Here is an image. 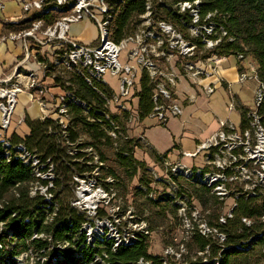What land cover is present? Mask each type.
<instances>
[{"label": "built area", "instance_id": "obj_1", "mask_svg": "<svg viewBox=\"0 0 264 264\" xmlns=\"http://www.w3.org/2000/svg\"><path fill=\"white\" fill-rule=\"evenodd\" d=\"M15 1L21 6L22 10V15L16 22H27L28 26L9 31L0 37V45L8 42L21 43L23 50L21 59L12 70L0 77V146L8 162L13 158L20 159L23 163L32 167L35 177L41 181H46L43 180L41 171L45 165H43L38 155L29 151L24 144L12 145L10 140L11 136L17 132L15 130L12 135L9 134L12 118L18 105V96L21 93H28L31 102L38 104L41 113L39 120H54L57 127L67 138L72 120L71 106L81 107L85 115L89 114L92 107L78 98L74 91L63 89L58 85L57 82L64 79L65 72L83 77L90 85L93 84V81H96L108 86L104 80L105 75L110 73L113 76H118L121 82L120 96H117L112 90L110 96H107L96 89L104 99L101 113L107 120H111L110 116L113 109L117 112H126L130 115L129 121L132 123L139 122L140 117L138 108H130L129 104L132 105L136 98V81L139 75L142 76L146 72L151 84L155 86L154 109L148 118L155 120L160 125H166L170 118L183 115L184 108L177 102L173 92L181 80L190 81L195 88L204 92L207 98L214 95L224 83L219 75V67L226 61L227 56L218 55L216 50L224 43L234 42L235 38L218 22L217 12L203 14L204 5L201 0H179L178 11L174 12V16L179 14L177 17L182 18L181 24L186 28L192 40H187L172 23L164 20L155 23L152 17L153 0H147V12L140 16L141 27L132 36L125 37L119 43L113 39L112 28L118 5L111 3V0ZM164 7L169 8L166 4ZM0 9L2 11L5 9V0H0ZM35 15H52L57 16V18L49 24L44 19H34ZM84 20H90L98 30V41L95 45L80 43L70 35L72 26ZM129 44L134 46L129 54V60L136 61V66L129 63L124 66L120 62L121 53ZM201 49L204 57L198 58V52ZM208 54L210 55L205 57ZM237 57L241 62L247 61L248 67L246 71L239 74L238 82L245 84L250 80H254L257 83L256 110H251L247 114L248 118L253 120L251 129L245 131L240 129L241 133H239L233 123L221 121L220 131L203 144L197 153H184L187 157L196 158L200 152L206 151L204 162L207 171L211 168L225 171L231 165L237 164L238 159L241 158L236 155V150L239 148H242L244 153L249 155L250 160H258L251 156L253 151L250 144V132L255 127L257 128L258 137L264 135V130L258 126L260 118L257 113L264 102V83L260 80L257 73L258 67L253 61H248V57L242 54L237 55ZM30 64H33L36 70L28 69ZM206 81H208L207 84ZM52 87L58 89L57 94L52 95L50 93ZM188 101L193 102V99L189 97ZM236 105L237 102L233 101L229 106V110H235ZM49 110L52 114L48 112ZM54 113L58 116L57 118L52 117ZM22 122L26 123V118L23 117ZM239 134H242L243 139ZM141 140L145 141L144 138ZM68 144L71 143L68 142ZM206 144L208 146L205 147ZM227 153L229 160L225 158ZM74 163L79 164L81 168H87L82 173L77 172L78 175L76 171L74 172L72 183L74 198L71 202V205L86 218L79 233L80 237L82 235L85 238L83 248L85 246L96 248L100 243H107L110 244V250L117 253L121 248L131 246L144 238L149 239L152 236L153 232L148 222L130 219V210L123 211L126 215L124 214L121 219L116 221L112 220L114 217H109L107 212H103L102 210L109 206L113 208L112 213L122 211L121 202H116L118 203L117 206L116 203L112 205L111 203L116 195L110 196L101 186H98L97 182L88 178L92 174V170L88 168L89 162ZM162 163L169 173L163 183H167L171 191L164 192L157 197L151 192L149 198L153 200L160 199L162 196L178 198L181 192L173 180V176L186 180L195 177L210 188L218 184L215 190L220 197L227 195L226 190L222 188V183L235 180L233 177L228 179L224 174L213 171L204 173V169L191 168L181 162H170L165 158ZM47 164H50V161ZM52 167L50 165V169L53 171ZM151 170L156 181L162 182L163 180L158 177L156 170L153 168ZM243 171H246V169H243ZM37 183L41 184L40 182ZM48 185L47 189H49ZM50 185L54 186V182ZM84 185H92L93 192L102 193L99 203L93 210H88L87 206L81 204L79 199V191ZM51 189H54V187ZM51 189L48 190L49 193ZM30 196L34 198L31 194ZM183 196L176 200L177 209L184 218L187 231L191 232L190 237L196 231L207 238L213 233H219L215 228H209L206 224H200L198 226L199 230H194L190 221L186 218L187 214L190 213L193 217H196L201 212L197 207L189 206L187 197L184 194ZM50 197L52 200L53 194L50 193ZM105 222H108L111 228L102 227L101 234L98 235L96 229ZM223 235L219 236L223 237L225 241L226 237ZM39 236L41 235L36 234L34 239H41ZM0 249H2L1 245ZM60 250L67 249H58V256L61 257L59 261L63 259ZM30 252L32 253L33 250L30 249L25 253ZM42 253L45 255L46 252ZM44 255L41 254V256ZM108 255L102 254V259L108 262ZM181 258L182 254L175 253L173 247H169L165 250L163 256H160L159 263L141 258L135 264H183ZM18 260L19 264H22L21 259ZM48 262L52 263L51 258L50 261L46 259L44 264ZM56 262L58 261L55 260ZM94 263H97L96 258Z\"/></svg>", "mask_w": 264, "mask_h": 264}, {"label": "trees", "instance_id": "obj_2", "mask_svg": "<svg viewBox=\"0 0 264 264\" xmlns=\"http://www.w3.org/2000/svg\"><path fill=\"white\" fill-rule=\"evenodd\" d=\"M203 2V14L217 12V20L223 25L229 34L235 38L234 42L224 43L216 53L221 56H237L242 54L252 58L257 67V73L260 80L264 83V0H201ZM111 3L118 5V11L113 23V39L117 43L121 42L128 34L131 21L135 17H140L147 12V0H111ZM169 19L176 23L183 31L186 30L182 26L179 18L166 12ZM41 18L47 23H53L57 16L52 15H35L34 19ZM27 22L5 24L6 29L18 30L27 27ZM200 48L201 45L199 44ZM208 54L206 57H208ZM73 86L66 89L75 92V95L85 101L92 107L89 117L97 120L91 122L85 115L84 110L76 105H72L70 113L72 114L71 126L66 136L57 127L54 120H36L32 121L26 118V124L29 132L24 136L14 133L10 140L12 145L24 144V146L38 155L45 167L41 170L46 172L50 169L52 163L53 171H56L57 179L54 181L55 189H51L50 193L53 198L47 202L43 197L30 196V185L33 182H40L47 186L46 181L36 178L31 166L23 163L20 159L13 158L8 162L6 155L0 146V224L5 223V230L0 233V255H8L3 264H14L15 257L29 251L30 249L36 253L44 255L51 245L71 244L73 237L80 233L82 224L86 221L83 214L74 209L70 202H65L60 198L58 191L72 193V183L75 170L82 173L87 168H81L79 164L72 162V158L66 156L68 147L67 143H76L82 135H89L93 138L91 143H80L77 148L83 149L90 145L100 150L99 143L108 150L114 151L113 166L108 167L107 175L120 180L122 173L130 178L139 176L140 187L145 197L149 198L151 189H149L152 181L146 180L142 174H147L150 167L146 162H139L135 159V149L140 146V141L131 138L128 142L121 144L115 148L118 143L113 140L108 133L103 130L105 126L108 131L115 130L112 122L119 124V116L111 112L110 119L101 113L103 109L104 99L98 91L110 96L111 90L108 86L93 81L88 84L85 79L79 75L71 74ZM62 81L57 83L60 85ZM76 86V89L74 87ZM98 91H97V90ZM155 86L151 84L147 75L141 80V89L135 96L138 99V115L140 121L146 119L154 109L153 95ZM241 131L251 129L252 119L247 114L251 111L249 108L241 107ZM123 114L124 119L129 121L130 115L126 112ZM260 118V124L264 128V102L257 110ZM103 141V143H102ZM101 160H106V154L100 152ZM76 157L83 158L84 154H77ZM166 159L161 156L160 160ZM67 159V161L65 160ZM50 161V164L47 162ZM102 169V168H101ZM151 170V168H150ZM142 173V174H141ZM173 180L177 183L178 178L173 176ZM148 189H146V188ZM204 190L209 193L206 187ZM16 191V192H15ZM186 193V192H185ZM189 201L187 194H184ZM203 194L198 196L199 201L203 202ZM184 197L182 193L178 198ZM153 200V199H152ZM151 200V201H152ZM156 204H170L177 210V203L172 196H162L160 199L153 200ZM264 198L262 196H254L247 199L242 197L233 212L232 218H226V222L222 224L219 216L212 222L210 226L215 228L219 233L224 234L226 240L221 246L213 249L212 257L218 264H229L231 257H238L249 254L253 251L256 244L264 242ZM249 220L252 225L247 226L243 220ZM48 234L50 240L34 239L35 235ZM82 244L85 243L84 236L80 237ZM191 243L198 244L200 252H204L207 248H214L213 240L201 235L196 231L191 237ZM149 239L141 241L118 250L113 253L110 248L108 254L111 264H135L139 259L145 258L159 263L160 257L152 256L149 253ZM109 245V244H107ZM63 259L55 264H93L96 256L102 257V252L96 248L85 246L81 249L82 256L75 257L68 250H60ZM0 256V257H1ZM264 260V253H262ZM220 260V261H219ZM47 264H53L48 262ZM189 264H204L202 261H193Z\"/></svg>", "mask_w": 264, "mask_h": 264}, {"label": "rangeland", "instance_id": "obj_3", "mask_svg": "<svg viewBox=\"0 0 264 264\" xmlns=\"http://www.w3.org/2000/svg\"><path fill=\"white\" fill-rule=\"evenodd\" d=\"M178 3L179 0H153V4H152L153 20L155 23L162 20L172 23L185 36L187 40H192L187 30L185 31L181 30L176 23L172 22L169 19V16L166 13V12L171 13L174 16L175 15L174 12L178 11ZM165 4L168 5L169 8H165L164 7ZM178 15L179 14H177V16ZM178 18L179 21L181 22L182 18L181 17ZM141 25L142 23L140 17L133 18V20L130 23L128 34L126 37L132 36L136 31L139 30ZM70 35H73L72 30ZM133 47L134 46L132 44H129L127 47L123 49L121 53L120 62L124 66L127 63L132 64L134 66L137 65L136 61L129 60V54L132 51ZM202 51L203 50L201 49L198 52V58L204 57ZM230 60L232 61V63H235L236 57L232 56ZM144 75H146V72L143 73L142 76L140 74L136 81V88H137V90L135 91L136 95L141 89V80ZM70 79H71V73L65 72L64 79L60 83V86L63 89L69 86H73ZM104 80L108 84L109 89L112 90L117 96H120V92H121L120 78L118 76H113L112 74L108 73L107 75H105ZM256 84L257 83L254 80H250L245 84V87L249 88L246 89V95L248 94L249 96L247 99L243 101L244 106L249 109L252 108L253 111L256 110L255 100L257 95V86H256V90L254 91L252 89V86ZM74 87L76 89L75 84ZM238 90H239L238 88L232 90L233 91L232 94L234 96L238 95ZM233 95L231 96L233 97ZM24 96H28V105H26V108L31 105L30 95L28 93H21L18 96V106L16 107L15 113L12 118V125L9 130L10 135H12L15 132V130L17 131L16 133L20 136H24L25 134L28 133L29 130L28 125L22 122L24 113L26 112L23 102ZM231 102L233 101L230 100V95L226 91H220L216 95L212 96L211 104H210V108H211L209 114L210 116L207 115L205 117V121L206 122L208 121L210 123L211 121L214 122L215 120L220 124L221 121L227 122L231 119L233 120L232 122H234L235 125L239 126L240 125L239 122L240 111L238 109L239 106L237 104L236 105L237 108L231 112L228 108V105ZM137 105H138V100L135 98L133 104L132 105L129 104V107L135 109ZM48 112L52 114L50 110ZM112 113L119 116L120 118L119 124L113 122L112 126H115L116 128L115 130L108 131L105 126L103 127V130H105L113 140H116L118 142L114 145L115 148H118V146L128 142L129 140H131V138H133L132 134L130 133L133 127L135 126V124L130 121L126 122V120L123 117V114L117 112L115 109L112 110ZM83 116H87L88 120L91 122H95L97 120L94 117H89V115H83ZM52 117L57 118L58 116L54 113ZM148 120L155 121L151 118H148ZM258 126H260L264 130L261 124H258ZM177 129L178 131H181V126H178V124L172 130H177ZM237 129L238 132L241 133L240 128ZM239 136L243 139L242 134H239ZM91 142H93V138L90 137L89 135L80 136L76 141V143L74 144L71 143L67 145L68 150L66 156L72 158V162H80V163L89 162L88 168L92 170V174L88 178L94 182H97L98 186H101L104 189V191L107 192L110 196H112L113 194L116 195L114 197L115 199L111 203L112 205L115 204L116 202L118 203L121 202L122 211L118 213L116 212L112 213L113 208L109 206V207H105L102 210L103 212H107L108 216L114 217L113 219L112 218L111 219L116 221L117 219H121L124 216V214L126 215V213H124L123 211L126 212L130 210L131 211V214L129 215L130 219L133 218L134 221L144 220L148 222L153 232L148 242L149 253L152 256L155 257L163 256L167 248L173 247L175 253L182 254L181 262L183 264H189L190 262L193 261H197V262L202 261V263L204 264H218L217 260L215 261L214 258L212 257V251L213 249L223 244L224 239L223 237L219 236L223 234L213 233L212 235H210L209 238L213 240L214 248L212 249L207 248V250H205L204 252H200L199 249L200 246L198 244L191 243L192 242L191 241L192 239L190 237L191 232L187 231V228L184 223V218H182V216L179 214L178 209L176 208L177 210H175L170 204L159 205L156 204L152 199H147L145 197L144 191L142 190L144 186L140 187L141 184L139 183L138 180L139 176L130 178L125 173H122L120 176V180H116L114 177L107 175L108 167L113 166L114 151L108 150L100 143L98 145L100 150L96 149L95 147H91L90 145L85 146L82 150H79L77 148V145H79L80 143H91ZM250 144H251V150L253 152L256 151L257 147L259 146V137L257 133V128L255 127H253V130H251L250 132ZM100 152L105 153L107 156L104 162L103 160H101ZM80 153L84 154L85 157L82 159L76 157V155ZM236 155L241 157L238 159V163L231 165L230 168L226 169L225 171L218 170L215 168H211L208 171H203L204 173L213 171L215 173L224 174L225 177H227L228 179L230 177L235 178V180L232 182L229 181L222 183L223 184L222 188L226 190L225 193H227L226 196L220 197L217 195L215 188L218 184L210 188L207 185L202 184L195 177L190 180H186L181 177L178 178L180 183L177 182L176 185L178 186L179 191L182 194H187V196L189 197V201H188L189 206L197 207L201 212V214L196 217H193V215L190 213L187 214L186 218L190 221L191 226H193L194 230H199L198 226L200 224H206L209 228H212L210 224L212 222H215L214 220L218 216L221 223H224L226 218L233 217V212L237 207L239 200L242 197H247L248 199L256 195H261L264 198V172H263L264 162L259 160H250L249 155L244 153V150L242 148L236 150ZM225 158L228 160L230 159L228 153L225 155ZM65 160L67 161V159ZM186 162L190 164L193 163L192 161H188V160H186ZM198 163H200V160L198 161ZM102 165L103 167H101ZM44 167L45 166H43V168ZM159 167L161 169L160 171L161 173L159 172V170H157L156 167L153 168L156 170L158 177L161 180H163L162 182L156 181V178L154 177L152 170H150L151 167L148 169L147 174L141 173L146 180L152 181L149 189L152 190L151 192H153L154 196L156 197L164 192L171 191L169 185L167 183H163L167 179L169 173L165 170L162 164ZM100 168L102 169L100 170ZM243 169H246V171H243ZM56 174H57L56 171H52V169L46 172H42V178H44L43 180H46L49 183L48 185L49 189H51L52 187H54L55 189V185L51 186L50 184H52V182H54L55 179H57ZM205 187L210 190L209 193H207L204 190ZM49 189H47V186H43L42 184L33 182L30 185V194L33 197H35L36 195L43 196L44 199L47 202H49V204H51L50 203L51 197L48 191ZM71 189H72L71 194L62 192V190L58 191V193H60V198H62V200H64L65 202H70V204L71 202H73V198H74V193H73L74 186H71ZM202 194H203L202 196L203 202L201 204V202L198 200V196ZM118 203H116V206L118 205ZM263 221H264V217H263ZM243 222L247 226L252 225V223L249 220L244 219ZM4 230H5V223H1L0 233H2ZM260 236L263 237L264 234H261ZM39 238H43V240H47L49 238V235L43 234L39 236ZM83 246L84 245L81 242L80 234H76L74 235L73 241L70 245H63V244L56 246L52 245L50 246V249L46 251L44 256H41V254L39 253L37 254L34 251L32 253L31 252L23 253L22 255L16 257V259L14 260L15 261L14 264H19L18 259H21L22 264H44L46 262V259L50 261V258L52 263H55V260L59 261V259H61V257L58 256L59 248L67 249L75 257L80 258V256L82 255L81 249L83 248ZM109 248H110V244L107 245V243H100V245L96 246V249L98 251H101L104 255L108 254L107 252ZM262 253H264V242L256 244L253 251H251L249 254L241 255L238 257H231L229 264H264ZM46 256L48 257L46 258ZM7 258L8 255L5 254L2 255L0 257V264H3L4 260H6ZM108 258H110V256ZM96 260L97 263H93V264H109L105 259H102L101 256H96Z\"/></svg>", "mask_w": 264, "mask_h": 264}, {"label": "crops", "instance_id": "obj_4", "mask_svg": "<svg viewBox=\"0 0 264 264\" xmlns=\"http://www.w3.org/2000/svg\"><path fill=\"white\" fill-rule=\"evenodd\" d=\"M21 15V6L15 0H5V9L3 11L0 9V37L12 31L6 29L5 24H17L16 20ZM71 30L73 31V35L71 36L80 43L86 45L97 44L98 30L90 20H84L81 23L75 24L72 26ZM22 53L21 43L8 42L0 45V77L12 70L21 59ZM231 57L232 56H227L226 61L219 67V75L224 83L218 88L214 95L220 91H226L230 95V100L237 102L240 111V125H235L231 119L229 121L237 128H241V107L246 108L243 101L249 96L248 94L246 95V89L249 88L245 87L246 83L240 84L238 78L239 74L246 71L248 67L247 61L241 62L237 56H235V63H232L230 60ZM250 60L255 63L252 58L248 57V61ZM28 69L36 70L33 64H30ZM205 83L207 84L208 81ZM256 86L257 84L252 86L253 91L256 90ZM236 88L239 89L238 95L234 96L232 90ZM173 92L175 93L177 102L184 108L183 115L175 119L170 118L167 124L162 126L155 121L148 120V117L142 121L134 122L135 126L130 134H132L134 139L140 141V146L135 149V159L139 162H146L148 167H156L159 172L161 171L159 166L161 164L163 165L160 160L161 156H165L170 162H181L189 167L200 168L207 171L204 162V158L207 154L206 151L200 152L196 158L187 157L184 153H197L203 144L220 131L219 122L215 120L210 123L205 121V117L210 114L211 97L214 95L207 98L204 92L195 88V86L186 79L181 80ZM50 93L52 95L57 94L58 89L52 87L50 88ZM231 95H233V97ZM189 97L194 101L189 102ZM23 102L26 110L23 117L29 118L32 121L39 120L41 113L38 104L31 102V105L26 108V105H28V96H24ZM177 124L181 126V131H178V129L172 130ZM142 138H144L145 141H142ZM186 160L192 161L193 163L190 164L186 162ZM199 160L200 163H198ZM178 183H180L179 179Z\"/></svg>", "mask_w": 264, "mask_h": 264}, {"label": "bare ground", "instance_id": "obj_5", "mask_svg": "<svg viewBox=\"0 0 264 264\" xmlns=\"http://www.w3.org/2000/svg\"><path fill=\"white\" fill-rule=\"evenodd\" d=\"M208 146L207 144L205 147ZM204 148V147H203ZM251 156L264 162V135L259 136V147L257 150L253 153H251ZM92 185H84L82 189L79 191V199L81 201V204H85L88 208V210H93L97 204L99 203L102 193L101 192H93L91 189ZM111 228V225L108 222L103 223V225L99 226L96 229V233L99 235L101 234V228Z\"/></svg>", "mask_w": 264, "mask_h": 264}]
</instances>
